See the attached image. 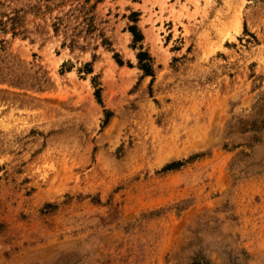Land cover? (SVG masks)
Masks as SVG:
<instances>
[{
	"label": "rangeland",
	"instance_id": "1",
	"mask_svg": "<svg viewBox=\"0 0 264 264\" xmlns=\"http://www.w3.org/2000/svg\"><path fill=\"white\" fill-rule=\"evenodd\" d=\"M0 264H264V0H0Z\"/></svg>",
	"mask_w": 264,
	"mask_h": 264
},
{
	"label": "trees",
	"instance_id": "2",
	"mask_svg": "<svg viewBox=\"0 0 264 264\" xmlns=\"http://www.w3.org/2000/svg\"><path fill=\"white\" fill-rule=\"evenodd\" d=\"M132 32L135 35L134 28H132ZM136 37H138V36H136ZM143 55L144 54H140V56H139V59L141 60V66L145 70V72H149L150 71V66L147 63L144 62V58H142Z\"/></svg>",
	"mask_w": 264,
	"mask_h": 264
}]
</instances>
